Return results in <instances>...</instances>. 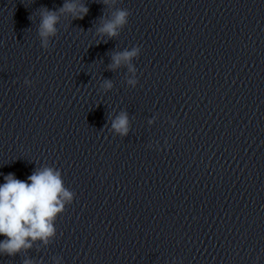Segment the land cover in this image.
<instances>
[{
  "label": "water",
  "instance_id": "obj_1",
  "mask_svg": "<svg viewBox=\"0 0 264 264\" xmlns=\"http://www.w3.org/2000/svg\"><path fill=\"white\" fill-rule=\"evenodd\" d=\"M43 167L74 201L0 264H264V0H0V183Z\"/></svg>",
  "mask_w": 264,
  "mask_h": 264
},
{
  "label": "clouds",
  "instance_id": "obj_2",
  "mask_svg": "<svg viewBox=\"0 0 264 264\" xmlns=\"http://www.w3.org/2000/svg\"><path fill=\"white\" fill-rule=\"evenodd\" d=\"M88 8L77 3H66L61 12L72 14L77 19H83L88 14ZM130 12L118 11L113 19L100 29L103 35L115 38L119 29L129 23ZM59 16L56 12L46 11L41 20L40 35L47 47L48 39L57 33ZM139 47L113 55V67L122 64L135 71L131 62L140 55ZM135 85L136 80H129ZM25 85L31 86V81L25 80ZM111 81H105V88L111 90ZM175 123L174 121L172 122ZM112 127L120 135H127L129 118L121 113L112 122ZM0 183V255L14 256L24 250L31 249L33 242H48L56 234L55 224L58 218L73 203L75 193L65 187L62 172L53 167H43L34 171L26 180H20L14 173L3 175Z\"/></svg>",
  "mask_w": 264,
  "mask_h": 264
}]
</instances>
